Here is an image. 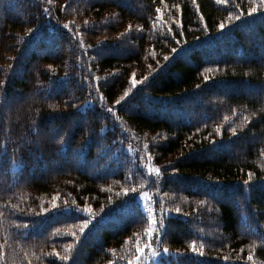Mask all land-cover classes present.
<instances>
[{"label": "trees", "instance_id": "trees-1", "mask_svg": "<svg viewBox=\"0 0 264 264\" xmlns=\"http://www.w3.org/2000/svg\"><path fill=\"white\" fill-rule=\"evenodd\" d=\"M0 82V264H264L259 0H0Z\"/></svg>", "mask_w": 264, "mask_h": 264}, {"label": "snow or ice", "instance_id": "snow-or-ice-1", "mask_svg": "<svg viewBox=\"0 0 264 264\" xmlns=\"http://www.w3.org/2000/svg\"><path fill=\"white\" fill-rule=\"evenodd\" d=\"M49 2H51V0H49ZM193 2H195V0H193ZM226 2V0H217V3L218 4H224ZM259 4L262 8H264V0H259ZM177 8L179 7V5L176 6ZM45 11H48L47 9H45ZM160 9H157V12H159ZM257 12V7H251L248 9V14L251 15L253 13H256ZM229 17L232 18L233 17V13L232 12H229ZM203 19V18H201ZM235 19H240L239 16H236ZM88 26V22L85 21V27ZM63 27L65 29H68L70 28V25L69 24H64ZM218 28L220 30H223L225 28V24L224 23H220L218 25ZM131 30V26H129V31ZM33 31V29H28V32L31 33ZM77 35H79V32H77ZM172 51L175 53L178 51V49H172ZM165 60H168L169 57L165 56L164 57ZM51 67V66H49ZM147 78L145 77V80ZM208 77H205V80H207ZM0 83H3V82H0ZM138 83H141V81H137L136 79H132L131 80V84H132V87L135 88V86L138 84ZM129 95V93L126 91L124 93V96H121L120 99L118 101H116L117 104H119L121 101H123L125 99V97H127ZM101 101L103 100V96L101 95L100 97ZM87 103L91 104V101H88ZM50 107H53L50 105ZM73 107H76L75 105ZM83 109L81 108H78L77 111H82ZM107 112H113L114 109L113 108H107L106 109ZM245 123H247V118L245 119ZM57 129H53V132H56ZM217 131L219 132V129H217ZM231 131H233V133L235 132V129H231ZM61 139H63V137H61ZM262 155H264V153H261ZM149 160H151V156L148 157ZM152 171H155L157 174L160 173V169L159 168H156V169H151L149 168V173H151ZM252 176L253 174L251 172L248 173V179L244 181V184L247 186L249 185V182L252 180ZM125 191H127V189H125ZM133 191H135V189H133ZM141 197L143 198H146L147 197V193L144 192V193H141L140 194ZM55 200V198H53ZM53 207H55V204H53ZM76 211H80L79 209H75ZM48 209H42V212H47ZM65 211L67 212H70L72 211V209H66ZM87 217H93L94 216V213L92 212L91 208L88 207V206H85L84 209L82 210ZM177 212H179V209L176 210ZM4 213L3 212H0V216H2ZM92 221L85 218L83 221H82V226L80 228V232L81 233H84L86 229L89 228V225ZM147 222H148V228L145 230L146 232V235L150 238L148 240V242H146L143 246L140 245V243H137V246H136V255L135 257L133 258L134 261L136 262V264H142V261L144 259H147V257L144 255L145 253V250L148 251V253H150V255L153 257V258H156V257H167L169 255H173V256H183L184 253H180V252H177V253H170L169 252V249L167 247H164L161 251H157L155 248H153L152 246V240L154 239H157V237L162 233V229L164 227V221L163 219H156L155 218V215L152 211H148L147 213ZM25 228H27V225H25ZM73 235H75V233H73ZM17 236H19L21 239H27L28 237V234L27 232H24V233H20L18 232L17 233ZM72 248V245H68V249H71ZM203 249H204V244L201 243L199 245V247H197L196 245V242L193 241L192 244L190 245V251L192 253H198L199 255H203ZM57 256H59V254L57 253L56 254ZM5 252L0 249V261L2 260H5ZM251 254H249V257L248 259L251 260ZM59 259L63 260V261H67L69 259V257L67 255H64V256H59ZM225 259H227V257H225ZM109 264H112L111 261H109ZM128 264H133V261L130 260L128 262ZM158 264H162L161 261H158Z\"/></svg>", "mask_w": 264, "mask_h": 264}, {"label": "rangeland", "instance_id": "rangeland-1", "mask_svg": "<svg viewBox=\"0 0 264 264\" xmlns=\"http://www.w3.org/2000/svg\"><path fill=\"white\" fill-rule=\"evenodd\" d=\"M131 79H133V74L131 75ZM142 161L145 165L147 164L145 159H144V156L142 157ZM139 199L141 200L143 206H146V207L150 206V197L148 195L146 198H143L140 196ZM50 205H52V204H50ZM47 206H49V205H47ZM143 261L145 262V260H143Z\"/></svg>", "mask_w": 264, "mask_h": 264}]
</instances>
